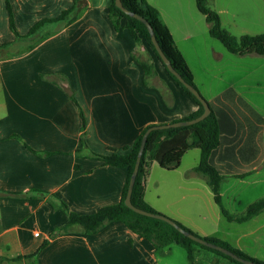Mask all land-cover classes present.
<instances>
[{
  "label": "crops",
  "instance_id": "0c3cea01",
  "mask_svg": "<svg viewBox=\"0 0 264 264\" xmlns=\"http://www.w3.org/2000/svg\"><path fill=\"white\" fill-rule=\"evenodd\" d=\"M73 2L10 0L21 35ZM147 2L159 10L219 121L220 145L210 163L224 177L223 205L226 199L242 205L244 199L247 208L264 198V114L252 100L264 89V74L253 75L264 70V56L230 54L215 43L212 24L196 0ZM111 3L91 0L75 23L51 26L54 34L30 49V41L15 38L6 1L0 0V46L10 44L9 57L0 61V193H21L0 196V264H163L161 257L168 259L175 250L184 254L174 247L179 245L157 251L121 222H110L93 235L75 228L51 238L69 224V217L37 192L55 195L79 215L119 203L127 170L104 165L92 154L125 153L147 127L181 121L199 108L147 46L141 50L149 53L158 78L170 90L172 106L159 89L145 85L124 21L116 31L110 20ZM210 7L232 35L264 34V0H210ZM228 65L234 72L227 74ZM84 121L86 148L81 143ZM200 158L199 150H190L174 171L154 163L146 201L200 236L226 241L264 262V211L244 223L229 222L207 179L194 170ZM226 210L236 216L233 208ZM45 241L36 260H17L34 254ZM194 255L196 264H232L200 248ZM185 260L182 264H190L187 252Z\"/></svg>",
  "mask_w": 264,
  "mask_h": 264
},
{
  "label": "trees",
  "instance_id": "16d2710c",
  "mask_svg": "<svg viewBox=\"0 0 264 264\" xmlns=\"http://www.w3.org/2000/svg\"><path fill=\"white\" fill-rule=\"evenodd\" d=\"M5 1L9 12L11 30L15 38L17 40L30 41V49L44 42L54 34L49 30L51 26H59V29H62L75 23L79 18H81L83 13L89 9L91 2V0H74L72 6L69 9L64 10L57 17L43 19L34 25L26 35H21L15 26V18L10 0ZM122 4L123 7L130 13L138 15L148 22L153 29V33L163 54L170 61L175 71L185 80L186 83L199 90L195 83L193 71L177 47L169 27L163 22L159 10L149 4L147 0H122ZM196 5L199 12L205 16L207 22L212 24L210 36L219 41L230 54L239 56L251 54L264 56V34L243 35L241 37H236L223 27L220 14L210 7V0H196ZM108 11L110 20L115 30L119 31L122 27V22L124 21L123 27L127 29L132 36L136 45L133 50V57L144 70L145 85L159 89L165 103L168 106H172L174 99L170 90L166 84L158 78L149 53L141 50L142 47L146 48L145 46H147L162 63L168 75L187 93L189 97L197 103L199 107L196 112L181 121H191L200 117L204 113V106L196 98V96L193 95L164 65L152 42L151 34L147 25L143 21L124 13L119 7H117L116 0H112V3L108 7ZM9 46L10 44L0 46V61L9 57L7 54ZM63 89H65V91L73 97V94L69 92L68 88L65 87ZM209 106L210 114L200 122L186 127L155 130L148 136L131 195V202L136 208L149 213L161 214L155 211L145 198L147 181L151 174L153 164L158 163L161 168L168 171H174L181 166L182 160L188 151L199 150L201 152V158L199 164L194 170L207 179V183L213 192L215 203L220 207L222 214L229 222L244 223L264 211V198L251 204L247 208L245 214L241 216L232 215L224 207L221 196V183L224 177L210 163V156L212 152L220 145V126L216 113L210 103ZM154 126L158 125H151L147 127L139 135L131 147H126L124 149L125 153L121 154L116 150L111 149V153L108 155L92 154L93 159L103 163L104 165L124 168L127 170V180L123 190L122 199L119 203L104 206L100 211L91 215H79L71 212L68 206L63 201L59 200L55 195H50L44 191H37L42 196H49V200L53 206L55 208L62 209L69 217V224L64 228L57 229L51 235V238L69 233L75 228L79 229L83 234L93 235L110 222H121L132 232L138 234L153 244L157 251L169 248L172 245L181 246L186 250L187 258L190 264H196L194 255L196 248L209 251L228 260L232 264H244L220 251L193 241L179 232L171 224L160 219L139 214L127 207L125 204L143 137L147 130ZM85 131L86 123L84 121L81 133V143L83 148H86ZM32 151L35 152L34 150ZM37 154L41 155L42 153ZM46 155H48V153H46ZM75 168L79 170L80 166L76 165ZM20 195L21 193H0V196ZM172 220L184 230L196 235L197 237H201L208 242L221 246L245 260L256 264H264L263 261L250 257L226 241L217 238L202 237L184 226L179 221L174 219ZM48 242L49 241H45L34 254L19 257L17 260H36L39 253L47 246Z\"/></svg>",
  "mask_w": 264,
  "mask_h": 264
},
{
  "label": "water",
  "instance_id": "95a60500",
  "mask_svg": "<svg viewBox=\"0 0 264 264\" xmlns=\"http://www.w3.org/2000/svg\"><path fill=\"white\" fill-rule=\"evenodd\" d=\"M116 5L117 7H119L124 13H126L127 15H130L132 17H135L141 21H143L147 27H148V30L151 34V38H152V42L156 48V51L160 57V59L162 60V62L164 63V65L167 67V69L173 74L175 75L179 81L193 94L196 96V98L202 103V105L204 106V113L194 119V120H191V121H178V122H175V123H171V124H166V125H158V126H154L150 129L147 130V132L145 133L144 137H143V140H142V144H141V147H140V150H139V153H138V157H137V161H136V166H135V170L133 172V175L131 177V181H130V185H129V189H128V194H127V197H126V200H125V204L127 205V207H129L130 209L134 210L135 212L139 213V214H142V215H145V216H148V217H152V218H155V219H160L162 221H165L169 224H171L172 226H174L179 232H181L183 235H185L186 237L192 239L193 241L201 244V245H204V246H207L209 248H212V249H215L217 251H220L222 253H224L225 255H228L230 257H232L233 259H235L236 261L238 262H241V263H244V264H256V263H253L251 261H248V260H245L237 255H235L234 253H232L231 251L221 247V246H218L216 244H213L211 242H208L206 241L205 239L201 238V237H197L196 235L184 230L183 228H181L175 221H173L171 218L165 216V215H161V214H154V213H149V212H146V211H143V210H140L138 208H136L132 202H131V195H132V191H133V187H134V184H135V180H136V176L138 174V170H139V166H140V162H141V157L143 155V152H144V148H145V144H146V141L148 139V136L151 134V132L155 131V130H163V129H169V128H179V127H186V126H190V125H193L197 122H200L202 120H204L209 114H210V106H209V103L208 101L203 97V95L201 94V92L199 90H197L196 88H194L193 86L189 85L188 83L185 82V80L175 71V69L172 67L170 61L166 58V56L163 54L156 38H155V35L153 33V29L152 27L148 24L147 21H145V19H143L142 17L138 16V15H135L133 13H130L128 10H126L124 7H123V4H122V0H116Z\"/></svg>",
  "mask_w": 264,
  "mask_h": 264
},
{
  "label": "rangeland",
  "instance_id": "374dc122",
  "mask_svg": "<svg viewBox=\"0 0 264 264\" xmlns=\"http://www.w3.org/2000/svg\"><path fill=\"white\" fill-rule=\"evenodd\" d=\"M212 5L211 6H213V3H211ZM245 6V5H244ZM236 33V35L235 36H240L241 35V31H235ZM213 41H215V40H213ZM215 43H217L220 47H222V45L220 44V42H217V41H215ZM252 64V63H251ZM232 65H228V66H226L225 67V70L227 71V74L230 72V73H232V72H234L233 71V69H232V67H231ZM250 66H255L254 64H252V65H250ZM251 68H254V67H251ZM231 69H232V71H231ZM236 71H242L241 70V68H239V69H237ZM263 74H264V70H255V71H253V75H259V76H263ZM261 78H264V77H261ZM262 88H264V87H262ZM200 90V89H199ZM201 91V90H200ZM205 92V94H207L206 92H208V91H204ZM254 102H256L258 105H259V107H260V109H261V111L263 112V114H264V89H261V92H258L257 94H254V97H253V99H252ZM190 156H187V158L185 159V162H184V166H186V163H187V161L190 159L189 158ZM245 200L244 199H242L241 200V202H242V205H239V204H236V203H233L232 201L230 202L229 200H227L226 199V208H228V209H230V210H232V208H233V210H236L234 213H236V216H241V215H243V214H245V212H246V210H247V208L249 207H247L246 208V204L245 203H243ZM235 208V209H234ZM234 215V214H233ZM226 223V222H225ZM228 225V224H227ZM176 249H179L180 251H182V253H184V254H182V256L177 252V250H175L174 251V253H173V255L170 257V258H168V259H163L162 257H161V259H162V262H163V264H167V263H171V264H182L183 262L185 263V253H186V251H185V249L184 248H182V247H180V246H174ZM168 260V261H167Z\"/></svg>",
  "mask_w": 264,
  "mask_h": 264
},
{
  "label": "built area",
  "instance_id": "2783aa9c",
  "mask_svg": "<svg viewBox=\"0 0 264 264\" xmlns=\"http://www.w3.org/2000/svg\"><path fill=\"white\" fill-rule=\"evenodd\" d=\"M36 235H38V234L36 233Z\"/></svg>",
  "mask_w": 264,
  "mask_h": 264
}]
</instances>
